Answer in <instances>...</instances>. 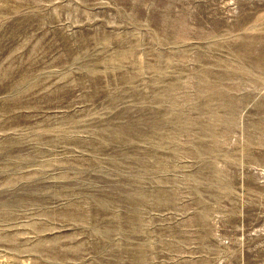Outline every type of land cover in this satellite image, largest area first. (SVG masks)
Listing matches in <instances>:
<instances>
[{
	"label": "rangeland",
	"instance_id": "rangeland-1",
	"mask_svg": "<svg viewBox=\"0 0 264 264\" xmlns=\"http://www.w3.org/2000/svg\"><path fill=\"white\" fill-rule=\"evenodd\" d=\"M0 264H264V0H0Z\"/></svg>",
	"mask_w": 264,
	"mask_h": 264
}]
</instances>
